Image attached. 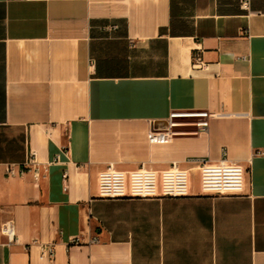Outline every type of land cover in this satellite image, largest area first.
Wrapping results in <instances>:
<instances>
[{
    "label": "crops",
    "instance_id": "1",
    "mask_svg": "<svg viewBox=\"0 0 264 264\" xmlns=\"http://www.w3.org/2000/svg\"><path fill=\"white\" fill-rule=\"evenodd\" d=\"M240 2L0 0V264H264V0ZM173 111L217 116L149 142L190 129ZM30 153L37 182L5 174ZM197 159L242 165L243 194H201ZM172 166L186 197L97 196L109 167Z\"/></svg>",
    "mask_w": 264,
    "mask_h": 264
},
{
    "label": "built area",
    "instance_id": "2",
    "mask_svg": "<svg viewBox=\"0 0 264 264\" xmlns=\"http://www.w3.org/2000/svg\"><path fill=\"white\" fill-rule=\"evenodd\" d=\"M241 8L248 9V0H241ZM217 115L208 111L180 112L169 114L168 126L171 128L190 127L187 130H170L155 132L149 130L148 141L167 142L179 134H198L208 128L211 118ZM258 154L264 152L257 151ZM199 189L206 196H239L243 194L246 170L237 162L222 159L211 162L197 159ZM32 173L37 182L40 173L34 155L30 153L25 162L16 167L15 164L5 165L7 176H16L23 172ZM66 178V173L62 174ZM189 195V172L186 169L172 166L163 170L140 167L123 171L112 167L102 170L97 175V196L100 198H180ZM5 237L6 243L14 241L12 225L9 222L0 224V238ZM96 239L93 238L92 241Z\"/></svg>",
    "mask_w": 264,
    "mask_h": 264
}]
</instances>
